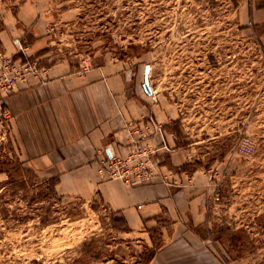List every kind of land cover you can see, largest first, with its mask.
I'll use <instances>...</instances> for the list:
<instances>
[{
    "label": "rangeland",
    "instance_id": "374dc122",
    "mask_svg": "<svg viewBox=\"0 0 264 264\" xmlns=\"http://www.w3.org/2000/svg\"><path fill=\"white\" fill-rule=\"evenodd\" d=\"M39 36L43 58L29 44ZM26 60L38 71L22 69L0 94V121L18 83L50 64L119 63L176 117L167 125L187 157L185 182L155 159L154 169L179 185L205 174L209 221L197 229L201 242L182 244L165 219L132 230L98 196L53 192L54 181L3 140L0 264H264V0H0V81ZM154 181L164 179L140 183Z\"/></svg>",
    "mask_w": 264,
    "mask_h": 264
},
{
    "label": "crops",
    "instance_id": "0c3cea01",
    "mask_svg": "<svg viewBox=\"0 0 264 264\" xmlns=\"http://www.w3.org/2000/svg\"><path fill=\"white\" fill-rule=\"evenodd\" d=\"M3 44L13 56L21 55L11 40L3 39ZM29 44L38 58L48 54L41 36ZM46 70L42 78L19 82L7 98L3 106L11 116L0 121V143L13 141L21 160L42 177L55 179L57 193L89 200L98 196L132 230L151 228L165 219L182 244L201 242L197 229L209 221L205 174L196 170L191 184L179 185L168 181L126 183L104 179L97 171L106 146L125 155L131 148L132 127L151 118L161 124L162 133L153 129L142 141L156 148L153 158L162 169L176 172L185 182L186 172L180 167L187 157L167 125L176 117L166 118L165 110L153 103L138 78L119 63L78 71L71 62L61 60ZM244 262L243 256L231 260V264Z\"/></svg>",
    "mask_w": 264,
    "mask_h": 264
},
{
    "label": "built area",
    "instance_id": "2783aa9c",
    "mask_svg": "<svg viewBox=\"0 0 264 264\" xmlns=\"http://www.w3.org/2000/svg\"><path fill=\"white\" fill-rule=\"evenodd\" d=\"M22 69L38 71L37 63L26 60L5 73L4 79L0 81V94L13 87L15 81L20 77ZM153 129H157L162 133L161 124L154 120L143 125L133 126L131 129V134L133 135L131 148L125 155L118 154L109 146L105 147L104 155L99 160V171L102 174H109V177L113 179H119L126 183L133 180L139 182L150 181L158 177L167 181L165 174L162 175L154 169L153 154L156 152V148L146 145L142 141L147 134L152 133ZM165 147L170 149L167 145Z\"/></svg>",
    "mask_w": 264,
    "mask_h": 264
},
{
    "label": "trees",
    "instance_id": "16d2710c",
    "mask_svg": "<svg viewBox=\"0 0 264 264\" xmlns=\"http://www.w3.org/2000/svg\"><path fill=\"white\" fill-rule=\"evenodd\" d=\"M251 4H252V3H251ZM251 6H252V5H251ZM180 169H181V170L186 169V165L181 166ZM51 180L54 181V184H53V192L56 193V189H55L56 181H55V179H51ZM154 255H155V250H154V249H151V250H150V253H149V261L151 260V258H152Z\"/></svg>",
    "mask_w": 264,
    "mask_h": 264
},
{
    "label": "water",
    "instance_id": "95a60500",
    "mask_svg": "<svg viewBox=\"0 0 264 264\" xmlns=\"http://www.w3.org/2000/svg\"><path fill=\"white\" fill-rule=\"evenodd\" d=\"M148 69H149V66H148ZM147 76V75H146ZM146 80H147V78H146Z\"/></svg>",
    "mask_w": 264,
    "mask_h": 264
}]
</instances>
